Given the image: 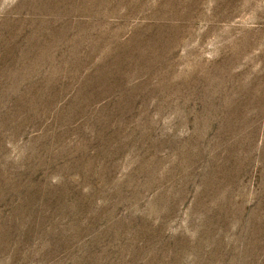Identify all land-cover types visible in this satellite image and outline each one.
<instances>
[{
  "label": "rangeland",
  "instance_id": "374dc122",
  "mask_svg": "<svg viewBox=\"0 0 264 264\" xmlns=\"http://www.w3.org/2000/svg\"><path fill=\"white\" fill-rule=\"evenodd\" d=\"M0 264H264V0H0Z\"/></svg>",
  "mask_w": 264,
  "mask_h": 264
}]
</instances>
